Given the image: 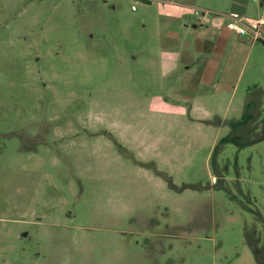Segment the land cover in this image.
<instances>
[{"label":"rangeland","instance_id":"1","mask_svg":"<svg viewBox=\"0 0 264 264\" xmlns=\"http://www.w3.org/2000/svg\"><path fill=\"white\" fill-rule=\"evenodd\" d=\"M262 4L0 0V264H256Z\"/></svg>","mask_w":264,"mask_h":264},{"label":"trees","instance_id":"2","mask_svg":"<svg viewBox=\"0 0 264 264\" xmlns=\"http://www.w3.org/2000/svg\"><path fill=\"white\" fill-rule=\"evenodd\" d=\"M264 45V41H260ZM261 95L264 96V91H261L257 98L250 99L245 105V110L242 116L237 120L228 122L229 134L223 139V143H233L236 146L243 147L245 145L254 144L264 140V115L261 116ZM259 119V126L252 127L251 125ZM240 129L251 130L255 135L251 141L241 143L240 138L236 136ZM245 240L248 247L251 249L255 258L256 264H264V237L260 244L258 239H253L245 234Z\"/></svg>","mask_w":264,"mask_h":264},{"label":"built area","instance_id":"3","mask_svg":"<svg viewBox=\"0 0 264 264\" xmlns=\"http://www.w3.org/2000/svg\"><path fill=\"white\" fill-rule=\"evenodd\" d=\"M195 16H199V13L195 11ZM228 23L226 25L227 29L235 32L238 36L248 35L252 38V40H264L263 36L259 32V21L250 20L248 18H244L239 16L236 13L229 14Z\"/></svg>","mask_w":264,"mask_h":264},{"label":"crops","instance_id":"4","mask_svg":"<svg viewBox=\"0 0 264 264\" xmlns=\"http://www.w3.org/2000/svg\"><path fill=\"white\" fill-rule=\"evenodd\" d=\"M262 6H264V4H262ZM244 18H248V19H250V20H254V21H259L260 22V26H259V28L261 27V25H262V27H264V18H262V17H258V18H252V17H244ZM225 31H226V33H227V35L228 36H230V34L232 33L230 30H228L227 28H225ZM231 32V33H230Z\"/></svg>","mask_w":264,"mask_h":264},{"label":"water","instance_id":"5","mask_svg":"<svg viewBox=\"0 0 264 264\" xmlns=\"http://www.w3.org/2000/svg\"><path fill=\"white\" fill-rule=\"evenodd\" d=\"M144 2H147V1H144Z\"/></svg>","mask_w":264,"mask_h":264}]
</instances>
